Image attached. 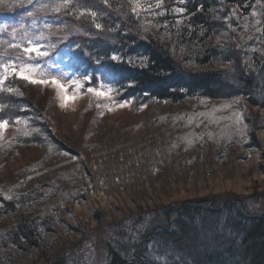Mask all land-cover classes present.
Instances as JSON below:
<instances>
[{
	"label": "rangeland",
	"instance_id": "rangeland-1",
	"mask_svg": "<svg viewBox=\"0 0 264 264\" xmlns=\"http://www.w3.org/2000/svg\"><path fill=\"white\" fill-rule=\"evenodd\" d=\"M21 1L0 0V10L10 11L22 5ZM39 3L35 10H42ZM141 3L145 8L151 5V10L155 0ZM64 10L57 14L64 16ZM255 12V16L253 11L246 16L232 7L224 10L228 28L235 25L237 29L241 24L240 30L229 29L239 45L259 34L262 17L259 10ZM8 24L0 20L2 61L22 56L20 49L9 48L8 43L23 42L25 33L32 38L44 32L46 39L39 41L42 44L49 40L66 42L58 56L41 66L64 83L67 95L75 98L62 108L51 84H30L15 76H9L4 87L14 91L0 92V105L6 98L10 102L26 99L29 110L40 116L51 135L71 151L62 155L49 149L46 154L40 148L46 145L45 134L40 129L31 131L29 126L34 123L23 117L12 118L13 126L5 129L0 139V193L12 198L13 192L35 187L46 198L29 214L37 227L38 249L0 250V264H52L61 257L66 258V264H106L101 236L108 226L127 227L139 212L156 218L154 225L161 224L162 211L184 202L213 201L218 206L240 199L247 215H264V111L249 106L242 97L181 105L152 102L144 107L129 101L125 107H118L126 101L119 100L120 94L103 76L93 74L98 72L97 66L87 58L78 64L71 57L79 48H73L70 39L85 36L78 20L50 29L18 28L15 39V27L8 30ZM85 76L91 79L85 80ZM73 80L80 81L82 87L77 90ZM102 84L104 91L107 86L113 89L111 99L87 91ZM237 99L238 104L221 107ZM97 104L109 105L112 110ZM236 111H242L247 126L243 137L235 134ZM0 118L9 119L4 114ZM17 119L20 124L15 123ZM253 125L258 128L254 141L249 138ZM35 134L40 141L30 143V136ZM86 174L90 180L86 182L87 199L72 202L79 196L77 185L83 183L80 179ZM18 219V213L0 218V234L15 226Z\"/></svg>",
	"mask_w": 264,
	"mask_h": 264
},
{
	"label": "trees",
	"instance_id": "trees-1",
	"mask_svg": "<svg viewBox=\"0 0 264 264\" xmlns=\"http://www.w3.org/2000/svg\"><path fill=\"white\" fill-rule=\"evenodd\" d=\"M21 2L10 11L0 10V20L10 23L8 30L10 26L15 30H40L46 28L45 24L52 28L78 20L85 36L70 39L72 47L79 48L78 54L72 52L71 57L78 64L87 58L96 65L98 72L93 74L103 76L122 102L132 101L136 107H144L152 102L181 105L242 97L249 106L264 111V0H162L161 8L154 5L150 11L140 12L139 17L132 13L130 0H108L107 4L104 0H74L62 17L49 10H35L39 2L52 5L55 0ZM178 7L184 8V13H177ZM231 7L246 16L259 10L262 17L259 34L242 45L229 31L236 26L228 28L230 24L224 22V10ZM86 9L97 16L80 15ZM161 12L162 15L155 14ZM93 19L102 25L100 29ZM49 43L55 48L49 57L37 61L41 65L58 56V50L63 51L67 45L52 40L43 44ZM113 54L121 60L112 61ZM10 101H2L0 113L9 117L10 126L12 118L23 117L34 123L29 126L31 131L40 129L45 134L46 145L40 148L46 154L50 150L62 155L71 153L51 135L40 116L29 110L26 99ZM257 129L253 125L250 140L254 141ZM36 134L30 136V143L40 141ZM88 177H81L83 183L77 185L80 194L72 202L86 201ZM24 190L13 192L11 199L0 193V218L19 214L18 223L0 234V250L13 247L28 252L39 247L37 227L29 214L46 196L35 187ZM247 214L240 199L218 206L213 201L184 202L162 211V223L155 225L156 218L139 212L130 218L127 227L108 226L101 236L106 264H264V215ZM52 264H66V258Z\"/></svg>",
	"mask_w": 264,
	"mask_h": 264
},
{
	"label": "snow or ice",
	"instance_id": "snow-or-ice-1",
	"mask_svg": "<svg viewBox=\"0 0 264 264\" xmlns=\"http://www.w3.org/2000/svg\"><path fill=\"white\" fill-rule=\"evenodd\" d=\"M108 0H104V3L107 4ZM185 0H179V3H184ZM259 2V0H258ZM71 3V0H55V2L52 5L48 4H42L40 7L41 9H48L52 12L59 13L62 9H67ZM130 3L132 5L131 11L133 14L137 15L139 17L140 12L143 11H149L151 8V5H149V8H145L143 4L141 3V0H130ZM162 0H155V8L159 9L161 8ZM175 11L177 13H184V8H176ZM90 15L91 17L95 18L97 16V13L95 11H92L91 9L82 10L80 15ZM158 15H162L163 13H155ZM28 15H32L31 12L28 13ZM253 16L256 15V12L253 11ZM181 21H177V24H179ZM93 23L95 24V27L97 29H100L102 27L101 24L95 23V19H93ZM259 23V21L257 22ZM46 28H51V25L45 24ZM260 31L261 29H257ZM13 39H15V29H13ZM46 36L44 32H41L38 36L29 38L27 33H25V36L22 38L23 42L21 43H8V47L12 49H20L22 51V56H17L15 60L9 58L7 61L0 60V91H14L11 88H4L5 81L9 78V76H15L16 78L23 79L27 81L30 84H40V85H48L51 84L53 88L57 92V98L60 102V107H65L66 103L70 99H74L75 97H69L67 95L66 91V85L62 83L55 75H51L49 73H46L39 62L33 63V61H39L40 59L49 57L51 55L50 50L55 48L54 44H42L39 43V41L45 40ZM111 60L115 62H119L121 60V57L117 54H113L111 56ZM131 62V61H129ZM85 80H90L91 77L85 76ZM72 84L75 85V88L78 90L82 87V84L78 80L71 81ZM105 87V85H101V88H88L87 91L91 94H93L95 97H105L108 99H111V93L113 89L110 86H107V91L102 90ZM203 102V101H202ZM124 104H118L116 106L118 107H125ZM239 100L232 101L231 104H224L221 107L223 108H229L232 106V104H238ZM97 107H105L109 111L112 110V108L109 105H100L97 104ZM3 106L0 105V110H2ZM103 115V112L100 113ZM200 115H204V113H201ZM235 116V134L243 137L246 133V124L244 123V117L242 114V111H236L234 114ZM16 124H20L21 121L17 119L15 121ZM9 121L7 119L0 118V139L3 138V134L5 129L8 127ZM27 134V133H25ZM189 143H191L189 141ZM5 199H11L10 196H6Z\"/></svg>",
	"mask_w": 264,
	"mask_h": 264
}]
</instances>
